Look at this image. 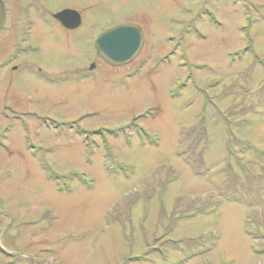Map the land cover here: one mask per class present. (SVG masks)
<instances>
[{
    "label": "rangeland",
    "instance_id": "rangeland-1",
    "mask_svg": "<svg viewBox=\"0 0 264 264\" xmlns=\"http://www.w3.org/2000/svg\"><path fill=\"white\" fill-rule=\"evenodd\" d=\"M13 4L0 264H264V0ZM122 23L139 52L82 78Z\"/></svg>",
    "mask_w": 264,
    "mask_h": 264
},
{
    "label": "water",
    "instance_id": "water-1",
    "mask_svg": "<svg viewBox=\"0 0 264 264\" xmlns=\"http://www.w3.org/2000/svg\"><path fill=\"white\" fill-rule=\"evenodd\" d=\"M54 18L68 29L79 26L81 18L74 9H63ZM3 19V5L0 1V24ZM143 32L134 23H122L102 31L95 39L97 54L111 65H123L131 61L141 49Z\"/></svg>",
    "mask_w": 264,
    "mask_h": 264
},
{
    "label": "flooded vegetation",
    "instance_id": "flooded-vegetation-1",
    "mask_svg": "<svg viewBox=\"0 0 264 264\" xmlns=\"http://www.w3.org/2000/svg\"><path fill=\"white\" fill-rule=\"evenodd\" d=\"M2 5H3V19L2 22L0 24V33L3 29H5V22H6V18H7V13H9V11H11L12 9V4L14 5L15 8H18V11L20 12V14L22 16H25L27 22L29 23L28 20V16L29 14L35 15V14H39L42 15L44 12L48 13L43 7V5L41 4V0H0ZM73 9L71 7H63L59 10H57L56 12L50 14L51 17L58 22V24H60L63 28H65L60 22L59 20H57L56 18H54V14L63 10V9ZM75 10V9H74ZM49 14V13H48ZM81 18V23L78 27L73 28V29H68L65 28L67 30H74L77 29L81 26L82 24V17L80 15ZM32 23H29L27 30H30V26ZM21 50L20 48H18L17 45H14L13 50ZM18 52V51H16ZM16 54H12L11 52L8 51H4L0 54V75H4L3 78V82H7L8 78H7V73L4 71L6 68L11 66V62L14 60L13 58L15 57ZM97 62L99 63V65L103 64L106 66H109V63H107L106 61H104L101 57H99L95 51V61L90 65V67L88 66L87 70H81V76L82 78H90L91 76V71L95 70L97 68ZM110 66H114V65H110ZM12 69H17L18 65H13L11 66ZM115 68L120 67V66H114ZM0 98H3V100H1L0 103V118L2 119V123H7V112H21L22 108H18V105L16 103H12L11 101L9 102L8 99H6L7 97L2 96V94H0ZM4 137L6 138V130H4Z\"/></svg>",
    "mask_w": 264,
    "mask_h": 264
}]
</instances>
